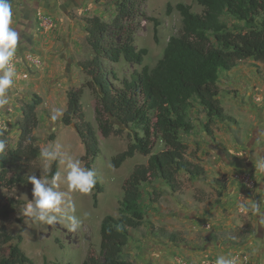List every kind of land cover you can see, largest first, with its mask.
Returning a JSON list of instances; mask_svg holds the SVG:
<instances>
[{
  "label": "rangeland",
  "instance_id": "374dc122",
  "mask_svg": "<svg viewBox=\"0 0 264 264\" xmlns=\"http://www.w3.org/2000/svg\"><path fill=\"white\" fill-rule=\"evenodd\" d=\"M33 2L13 0L12 26H18L19 30V44L13 58L17 77L7 93L9 105L0 109V132L12 146L17 145L21 106L32 101L37 93L43 99L37 107L39 126L34 131L37 144L41 149L59 146L62 154L80 159L82 166L88 168L77 117L69 125L63 122L68 93L75 91L86 121L98 134L101 152L91 168L96 173V184L87 194L68 189L66 163L58 161L61 182L57 190L64 193L65 201L74 203L73 214L81 221L75 231L68 230L66 220L46 225L24 214L27 202L33 199L31 183L0 188V197L12 196L19 201L9 217L0 216V241L3 230L14 236L0 255L8 253L10 244L17 243L18 236H22L20 247L32 260L28 264H83L90 254H100L101 222L108 214H119L126 179L136 165L147 163L149 156L137 153L119 167L113 164V158L128 147L138 129L112 117L109 121L116 132L104 135L97 114L99 88L80 65L95 55L88 40V17L99 16L112 24L106 44L119 41L120 31L113 25L117 0H44L45 5L38 8L36 20L31 23L28 12ZM135 2L125 24L134 31L136 47L147 48L148 54L142 65L123 58L119 62L103 58L116 87L121 86L124 78L141 72L145 65L155 66L162 58L169 38L181 28L177 3L192 5L194 12L203 10L196 0ZM169 3L173 5L171 12L167 10ZM218 88V98L228 119L217 118L210 124L209 133L208 116L194 99L189 113L193 128L181 132L188 146L185 156L202 165L206 175L195 178L181 171L174 189L162 181L142 186L145 224L131 229L124 258L136 264H214L217 257L224 256L238 257V264H264V169L255 160L260 152L257 134L264 128V61L253 57L241 60L232 70L221 73ZM56 108H61L63 115L52 121ZM108 117L101 115L103 120ZM153 140V152L166 147L161 139ZM53 162L49 164L39 157L38 164L44 171L41 178L51 180L45 172ZM94 192L98 193L96 203ZM240 203L248 207L246 213L239 211ZM257 205L261 215L253 210ZM169 234L176 235L178 241L171 242Z\"/></svg>",
  "mask_w": 264,
  "mask_h": 264
},
{
  "label": "trees",
  "instance_id": "16d2710c",
  "mask_svg": "<svg viewBox=\"0 0 264 264\" xmlns=\"http://www.w3.org/2000/svg\"><path fill=\"white\" fill-rule=\"evenodd\" d=\"M135 1L117 0L118 12L113 20V25L120 31L117 43L111 40L106 44L105 41L111 23L99 16L86 19L88 40L95 55L80 65L99 88L97 114L103 133L107 137L116 132L109 121L112 117L118 118L123 125L138 129L128 147L113 158V164L119 167L137 153L149 158L147 163L136 165L126 179L119 214H108L103 218L100 254H90L83 264H136L124 258L123 251L129 244L131 229H139L145 224L142 186L162 181L174 189L181 171L195 178L206 175L202 165L185 156L188 146L181 133L193 128L189 115L193 100L205 110L208 116L206 130L211 133L212 122L217 118L228 119L218 98L221 73L232 70L246 58L264 61V0H196L203 6L202 12H194L192 5L180 2L175 7L182 17L181 28L169 38L162 58L155 66L145 65L141 72L124 78L121 86L116 87L103 58L112 62L123 58L142 65L148 54L147 48L136 47L134 31L125 24L134 10ZM172 9L173 5L169 3L168 12ZM111 73L116 78L115 72ZM68 98L63 122L69 125L77 117V130L86 149L84 161L91 169L101 152L99 137L93 125L86 121L76 92L69 91ZM42 101L35 93L32 101L21 106L22 114L17 121L21 133L16 146L10 144L7 136L0 135V140L5 142V149L0 153V188L29 184V176L39 178L44 172L38 164L42 149L34 133L39 126L37 107ZM102 113L109 117L103 120ZM153 138L161 139L166 147L153 152ZM57 171L58 161H54L45 173L52 177ZM99 189L102 188L99 186ZM155 193L160 196L157 190ZM97 198L98 193L94 192L95 203ZM17 203L15 197H0V216L9 217L15 212ZM1 236L0 252L14 239L4 230ZM168 238L171 242L178 241L174 234H169ZM21 241L22 236H18V242L10 244L8 253L0 255V264L32 263L21 249Z\"/></svg>",
  "mask_w": 264,
  "mask_h": 264
},
{
  "label": "clouds",
  "instance_id": "9594fccd",
  "mask_svg": "<svg viewBox=\"0 0 264 264\" xmlns=\"http://www.w3.org/2000/svg\"><path fill=\"white\" fill-rule=\"evenodd\" d=\"M14 9L12 0H0V109L9 105L7 93L12 90L14 78L17 72L13 64L19 42L18 26L13 27ZM63 115L61 108L54 109L51 116L52 121H56ZM6 125L3 128L6 130ZM3 133L0 132V135ZM5 149L4 140H0V153ZM40 156L49 162L59 161L66 163V182L70 191H78L83 194L89 193L96 184V173L93 169L82 166L80 159H73L61 153L59 146L54 149L44 148ZM259 167L264 169V159H261ZM28 181L33 185L32 196L24 208V214L34 221L46 225H53L66 220L65 225L69 231H75L81 221L73 214L75 205L71 201H65L64 193L58 191L61 182V173L56 172L51 180L48 178H37L35 175L28 177ZM239 211L246 213L249 209L245 203L238 205ZM257 215H261L258 205L253 209ZM59 214V217L56 215ZM264 222V221H262ZM238 257L225 258L219 256L214 264H238Z\"/></svg>",
  "mask_w": 264,
  "mask_h": 264
},
{
  "label": "flooded vegetation",
  "instance_id": "af4514ba",
  "mask_svg": "<svg viewBox=\"0 0 264 264\" xmlns=\"http://www.w3.org/2000/svg\"><path fill=\"white\" fill-rule=\"evenodd\" d=\"M43 1L44 0H34L33 6L31 7V10H30V13L28 12V14L31 15L30 20H29L31 23H33L36 20L34 15L36 14L38 8L45 5V2H43ZM50 5H52V4L50 3ZM27 32H28V30H27ZM257 135H258L257 139L260 142V147H259L260 152L255 157L256 158L255 160H257V162L260 163L261 159H264V128L259 130V134H257ZM252 150H254V149L252 148ZM253 154H254V151H253ZM250 187H251V185H250ZM252 187H253V185H252Z\"/></svg>",
  "mask_w": 264,
  "mask_h": 264
}]
</instances>
